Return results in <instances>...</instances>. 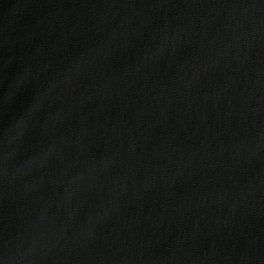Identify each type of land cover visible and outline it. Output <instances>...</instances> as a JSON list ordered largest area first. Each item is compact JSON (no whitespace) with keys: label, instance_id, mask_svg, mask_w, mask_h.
<instances>
[{"label":"water","instance_id":"1","mask_svg":"<svg viewBox=\"0 0 264 264\" xmlns=\"http://www.w3.org/2000/svg\"><path fill=\"white\" fill-rule=\"evenodd\" d=\"M0 264H264V0H0Z\"/></svg>","mask_w":264,"mask_h":264}]
</instances>
